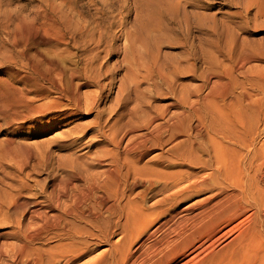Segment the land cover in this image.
Here are the masks:
<instances>
[{
    "label": "bare ground",
    "instance_id": "6f19581e",
    "mask_svg": "<svg viewBox=\"0 0 264 264\" xmlns=\"http://www.w3.org/2000/svg\"><path fill=\"white\" fill-rule=\"evenodd\" d=\"M95 58L86 59L82 71L67 69L54 57H41L43 68L41 63H33V81L46 82L56 98L37 105L22 99L24 108L16 110L11 104V120L21 126L14 125L15 133L28 130L32 134L42 122L51 128L56 120L97 110L101 92H79L82 85L99 83L102 74L93 72ZM248 59L250 56L240 58V69ZM255 74L248 84L252 93L240 86L242 91L234 98L221 82L205 95L203 85L184 95L155 92V100L170 102L160 108L137 104L134 130L143 132L128 139L127 134L118 138L114 132L108 138L109 149L92 140L88 148H96L94 154L73 153L90 130L58 147L71 151L63 159L20 148L24 157L19 173L33 161L32 169H45L48 181L35 184L40 200L24 197L28 188L23 183L12 188L14 194L7 204L13 212H0V218L4 221L12 214L16 219L7 220L10 231L0 240V264H177L189 252L195 254L184 264H264V222L260 221L264 212L247 216L253 222L250 228L241 229L221 251L213 249L227 236L218 235L219 226L245 217L248 197L254 200L255 194H264V141L260 142L264 137V69L258 68ZM74 80L83 83L74 84ZM32 83L28 80L23 86L29 88ZM56 111L62 115L52 116ZM122 114L117 113L119 118ZM95 126L99 138L107 137L101 113ZM164 147L168 148L149 158L153 150ZM198 170L203 174L198 175ZM138 187L141 189L133 195ZM211 192V196L182 207L184 201ZM154 195L163 197L145 207ZM196 209L199 212L192 214ZM52 240L56 244L48 247L46 243ZM200 245L208 246L201 250L205 257L199 259ZM101 247L104 249L92 257Z\"/></svg>",
    "mask_w": 264,
    "mask_h": 264
},
{
    "label": "rangeland",
    "instance_id": "374dc122",
    "mask_svg": "<svg viewBox=\"0 0 264 264\" xmlns=\"http://www.w3.org/2000/svg\"><path fill=\"white\" fill-rule=\"evenodd\" d=\"M260 55H264V0H0V212H13L8 208L14 194L12 188L17 189L23 183L28 188L23 192L24 197L40 200L35 184L48 181L45 169H32H35L33 161L29 162L25 172L19 173L23 147H28L35 155L49 152L53 157L63 159L71 151L58 147L70 137L90 130L73 153L94 154L96 148H88L92 140L100 141L102 149H109L107 142L112 133L115 132L118 138L127 134L128 139L143 132L134 130L139 102L157 108L170 102L155 100V92L184 95L203 85L202 95H205L214 84L221 82L228 86L230 98L240 94V86L252 93L248 84L255 79L258 68L264 69V58ZM93 56L98 60L93 72L99 71L104 76L101 75L99 83L82 85L79 92L83 95L101 92L97 110L87 115L83 111L61 122L56 120L57 124L51 128L42 122L32 134L28 130L15 133L18 126L11 120L13 114L8 108L11 104L16 110L24 108L22 99L29 98L27 100L35 101L37 105L56 98L54 89L46 82L40 80L37 85L33 81V63H41V57H54L67 69L82 71L85 60ZM246 56L250 59L240 69V58ZM245 71L246 75L241 74ZM27 79L33 82L32 88L28 86L31 89L23 86ZM73 83L83 81L74 80ZM40 94L44 96H38ZM97 112L101 113L102 124L107 125L103 129L107 137H98ZM117 113H123L122 117L119 118ZM51 115L61 116L62 112ZM167 148L153 150L149 158ZM27 172L31 174L25 178ZM196 172L203 174L199 170ZM140 189L133 190V195ZM211 194L184 201L182 207ZM162 197L152 196L145 202V207ZM253 197L254 200L247 199L249 206L245 217L219 226L218 235L227 233V236L214 245V252L233 241L241 229L253 225L247 216L264 212V194ZM197 212L196 209L192 214ZM8 219L12 221L16 216L9 214ZM7 220L0 218V240L10 231ZM262 220L264 216L260 219L264 222ZM55 244L53 240L46 243L48 247ZM201 246L198 247L199 259L205 257L206 252L201 253V250L208 245ZM103 249L98 248L92 257ZM194 254L186 253L177 264H184Z\"/></svg>",
    "mask_w": 264,
    "mask_h": 264
}]
</instances>
